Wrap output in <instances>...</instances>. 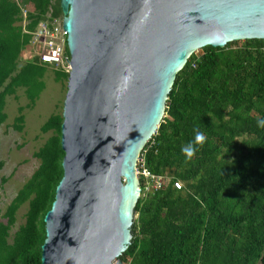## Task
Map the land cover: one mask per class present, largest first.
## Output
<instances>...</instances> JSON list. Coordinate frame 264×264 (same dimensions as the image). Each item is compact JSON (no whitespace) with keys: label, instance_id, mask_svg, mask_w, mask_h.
Listing matches in <instances>:
<instances>
[{"label":"trees","instance_id":"trees-1","mask_svg":"<svg viewBox=\"0 0 264 264\" xmlns=\"http://www.w3.org/2000/svg\"><path fill=\"white\" fill-rule=\"evenodd\" d=\"M51 9L63 15L61 0H0V126L8 118L9 96L24 88L34 104L46 88L47 66L21 55ZM263 48L262 39L205 46L177 72L167 116L141 151L151 173L172 179L146 193L139 177L133 239L119 264H264V128L257 126L264 119ZM54 73L56 80H68L66 71ZM23 122L20 114L15 127L23 129ZM62 123L63 113H57L43 125L53 134L35 153L40 166L0 222V264H42L44 218L64 175ZM196 131L205 140L186 160L181 149ZM27 202L26 222L11 242L16 212Z\"/></svg>","mask_w":264,"mask_h":264},{"label":"water","instance_id":"water-1","mask_svg":"<svg viewBox=\"0 0 264 264\" xmlns=\"http://www.w3.org/2000/svg\"><path fill=\"white\" fill-rule=\"evenodd\" d=\"M71 71L64 175L42 264H113L131 245L138 157L177 72L205 46L264 40V0H61Z\"/></svg>","mask_w":264,"mask_h":264},{"label":"rangeland","instance_id":"rangeland-1","mask_svg":"<svg viewBox=\"0 0 264 264\" xmlns=\"http://www.w3.org/2000/svg\"><path fill=\"white\" fill-rule=\"evenodd\" d=\"M27 22L25 20L24 25ZM201 53L202 49L194 51V54ZM21 56L25 57L26 52H22ZM23 64L24 61L20 59L19 66ZM44 79L46 88L34 104L30 102L24 88H19L15 96L7 98L5 111L8 118L0 126V161L4 162V167L0 171V222L7 221L5 213L8 206L40 166L41 161L35 153L53 134L52 131H43V125L51 115L63 113L68 80H56L54 69L50 66L47 67ZM20 114L24 115L21 130L15 127L16 119ZM164 116H167L165 110ZM137 179L139 184V175ZM171 179V176H167L164 185H167ZM147 189L149 187L147 188L146 185V193L152 191ZM141 194L142 192L140 196ZM28 209L27 202L16 212V221L9 237L11 242L15 232L25 224ZM113 264H119L118 260H115Z\"/></svg>","mask_w":264,"mask_h":264},{"label":"built area","instance_id":"built-area-1","mask_svg":"<svg viewBox=\"0 0 264 264\" xmlns=\"http://www.w3.org/2000/svg\"><path fill=\"white\" fill-rule=\"evenodd\" d=\"M52 12H48L47 17L41 20L31 33L32 38L23 50L26 56L22 57L24 61L37 58L41 65L70 73L71 55L67 52L68 33L64 30V15L55 16ZM136 174L144 177L148 191L159 189L165 184L164 176L155 175L147 169L145 156L141 153L137 160ZM173 184L177 189L184 186L179 180H175Z\"/></svg>","mask_w":264,"mask_h":264},{"label":"clouds","instance_id":"clouds-1","mask_svg":"<svg viewBox=\"0 0 264 264\" xmlns=\"http://www.w3.org/2000/svg\"><path fill=\"white\" fill-rule=\"evenodd\" d=\"M257 126L260 128H264V119H259L257 121ZM204 140L205 136L203 135V133L200 131H196L194 140L181 149V152L186 157V160H190L194 156L195 152L197 151L196 145L202 144Z\"/></svg>","mask_w":264,"mask_h":264}]
</instances>
